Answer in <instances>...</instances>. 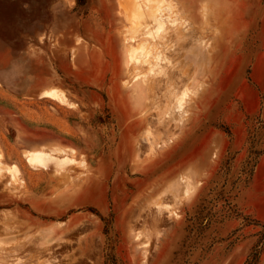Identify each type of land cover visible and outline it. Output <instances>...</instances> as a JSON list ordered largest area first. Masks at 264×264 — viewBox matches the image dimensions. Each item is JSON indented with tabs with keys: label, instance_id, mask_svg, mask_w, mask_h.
<instances>
[{
	"label": "rangeland",
	"instance_id": "1",
	"mask_svg": "<svg viewBox=\"0 0 264 264\" xmlns=\"http://www.w3.org/2000/svg\"><path fill=\"white\" fill-rule=\"evenodd\" d=\"M159 1L149 4L163 19L158 36L174 46L161 47L150 72L134 70L120 51L141 28L121 13L128 0H0V153L17 170L0 177V264H224L235 246L244 247L232 220L250 222L232 193L264 154V123L251 80L255 57L230 56V46L243 37L254 46L264 31V0H202L201 25L185 0ZM101 19L118 35L104 45L107 95L69 81L59 41L71 38L75 50ZM242 28L249 34L238 36ZM76 78L89 84L81 73ZM50 89L66 103L40 97ZM124 103L125 115H138L126 137ZM56 147L70 164L54 174L27 160L29 151ZM263 260L264 246L241 250L229 264Z\"/></svg>",
	"mask_w": 264,
	"mask_h": 264
},
{
	"label": "crops",
	"instance_id": "2",
	"mask_svg": "<svg viewBox=\"0 0 264 264\" xmlns=\"http://www.w3.org/2000/svg\"><path fill=\"white\" fill-rule=\"evenodd\" d=\"M202 0H185L184 10L194 19V23L201 25L202 21H200V2ZM197 16V20L195 18ZM199 19V20H198ZM100 21V20H99ZM238 22H235V25ZM224 24V23H223ZM232 24V23H231ZM234 24V23H233ZM235 32H238V30H233ZM250 30L243 29L240 30L239 35L238 33L236 35H244V33L249 34ZM261 36L257 38L254 46L252 41V46H244L245 39L237 40L235 43L233 42V45L230 46V56L235 57H255L252 67V85L259 90L261 94V101L259 103L260 105V120L264 123V78L259 76V73L264 71V31L260 30ZM235 35V34H234ZM117 34H111L109 30V25L106 23L105 20H102L99 23H92L89 28L86 29L85 32V44H82V42L77 43L75 45L74 41V48L75 50H72L73 48H70V44L72 43V39L69 38L66 40V38H60V43L65 40L64 49L66 51L63 53L66 55V65H67V72L68 77H70L69 81L72 82L75 86H77L79 89L81 88H91L97 92L104 91L107 95L106 91L107 88L110 87L109 83V70H104V63L107 59L105 52H104V45L108 40H118ZM69 41V42H68ZM90 43L92 46L90 47ZM257 43H259L257 45ZM69 44V45H68ZM68 45V46H67ZM246 48L247 51H242V48ZM59 48H61L60 52H56L54 56V67H55V73L58 68L62 64V46L59 45ZM74 51L75 60H72V53ZM39 58V56H37ZM81 73V75L86 79V81H89V84H81L77 78L75 79V73ZM60 75H62V72H59ZM121 80V79H120ZM55 81L56 76H55ZM61 83V82H60ZM123 88V87H122ZM252 92V87L249 88ZM123 90V89H122ZM124 91V90H123ZM126 94V92H125ZM129 94V93H128ZM253 94V93H252ZM108 97V96H107ZM243 101V99H242ZM120 102V103H119ZM119 102H115L110 107L113 111L118 112L116 110L117 108L121 107V100ZM241 102V101H240ZM123 103V102H122ZM122 106L121 113L123 114L125 120H127V117L130 115V123L128 122L126 125L125 130V137L127 135V129L131 127L133 121L138 117L136 115V111L132 112V114L125 115V105ZM248 116L251 120L254 117L252 112H249V110L245 109ZM245 115V114H244ZM119 120V122L117 121ZM116 122L118 126L122 125L121 120L119 117H116ZM138 132V131H137ZM137 132L135 133V136L137 135ZM60 144V140H56L55 142ZM233 194V203L235 204L236 208L241 211L243 217H246L250 224L248 225H239L236 219H233V223H235V226L233 228L237 229L241 227L240 234H241V241L243 242L244 247L238 248L235 246V253H233V256L229 257L227 261L224 264H229L230 260L234 257L235 254H238L243 249L251 250L252 248L257 249L262 246H264V154H262L259 158V160L255 163L253 172L250 176L243 178L239 183L236 184V189L234 190ZM247 256V254H246ZM230 259V260H229Z\"/></svg>",
	"mask_w": 264,
	"mask_h": 264
},
{
	"label": "bare ground",
	"instance_id": "3",
	"mask_svg": "<svg viewBox=\"0 0 264 264\" xmlns=\"http://www.w3.org/2000/svg\"><path fill=\"white\" fill-rule=\"evenodd\" d=\"M131 1H133V0H128L126 5L120 6L121 13L123 14V16L124 15L126 16L129 23H132L134 25L140 24L141 28H138L139 30L137 32H135L134 35L126 38L127 41L125 40L126 42L124 44H122L123 42L121 43L120 51H121V54H122V51L124 50V48L128 51L127 52L129 55L128 58L130 57L129 65L134 70L137 71L138 68L143 67L142 69L146 68L148 71L151 72L154 69H156L158 66L159 57L163 52V50H161V47H163V48L165 47L166 50L172 51V47L174 46V44L171 45V43H169L170 41L168 40V38L163 39V38H160L158 36V32L162 29V26H163L162 25L163 23L161 24V20H163V19H161L158 12H156L157 9H155V8H158V6L156 7V5H155V6H152L151 8L149 7V6L154 4V3L152 4V2L154 0H140V2L135 1L136 3H133ZM172 1H175V0H172ZM159 2H162V0ZM150 3H151V5H149ZM163 4L164 3L162 2L161 5H163ZM158 5L160 6V4H158ZM170 5H172V4H170ZM169 6H168V9H169ZM153 7H155V8H153ZM171 7H170V9L172 10ZM171 10H169V11H171ZM163 16H162V18L165 19V17H163ZM173 23H174V21H173ZM156 24H158L157 26H155L156 28L151 29V25H156ZM174 31H175L174 34L176 35L175 37H179L181 39L182 38V32H180L176 26H174ZM162 32H163V30H162ZM160 40H162V41H160ZM163 65H165V64H163ZM166 67H164V69H166ZM138 75L141 76V78H143V82H144V83L142 82L143 85H145L146 82L149 83L148 80H145V78H147V77H145V75H146L145 73L139 72ZM163 76H164V73H163ZM163 76H160V77H163ZM172 80H171V82H172ZM168 81H169V79H168ZM174 82H175V80H174ZM174 82H173V84H174ZM169 84H170V82H169ZM164 85H167V82ZM168 86L170 87V85H168ZM168 86H166V87H168ZM172 87L173 86H171V88H169V89L174 90ZM151 89L153 90V88H150V90ZM154 90H155V88H154ZM168 91H170V90H168ZM168 95H169V92H168ZM171 95L172 94H170L169 96H171ZM172 96H174V95H172ZM172 96L169 98H172ZM40 97H42V98L43 97L53 98V99L59 100L61 103H66V97L61 92H59L55 89L43 90L40 94ZM155 98H157V97L154 96V99ZM127 99L129 101H131V97L129 95H128ZM151 100H153V99H151ZM153 101L155 102L156 100H153ZM166 102H167V99H166ZM169 105H170V103H169ZM172 106H174V105H172ZM179 106H180V104H179ZM173 108L174 107H172L171 111H173ZM180 108L181 107H179L178 109H180ZM148 112H149V108H148V105L146 104L145 109L142 112V116L147 114ZM168 113H170V112H168ZM146 135L147 134H144L143 136H141L140 139L145 140ZM139 141L140 140L138 139V142ZM138 145H139V143H138ZM138 148H139V146H138ZM53 149L54 150H52V151L51 150L45 151V150H41V149L35 150V151H29L27 154V160L31 165H34V166L38 165L39 167L45 169V171L52 170L53 174H54V172H57L58 170H61L63 167L69 165L70 160H69L68 156H62V157L58 156V154L59 155H61V154L65 155L66 149H64L63 147H56ZM135 151L136 152L138 151L137 147H136ZM70 152H71V150H70ZM71 153H74V152H71ZM2 157L3 156L0 153V177L3 174V172H2L3 170L7 171L8 173H12V174L16 175L17 174L16 167L15 166L14 167L4 166L3 163L1 162ZM136 238L139 239V236H137ZM262 264H264V260H263Z\"/></svg>",
	"mask_w": 264,
	"mask_h": 264
}]
</instances>
